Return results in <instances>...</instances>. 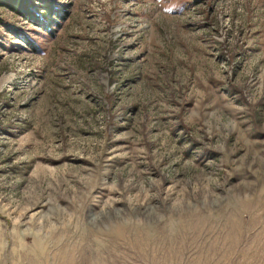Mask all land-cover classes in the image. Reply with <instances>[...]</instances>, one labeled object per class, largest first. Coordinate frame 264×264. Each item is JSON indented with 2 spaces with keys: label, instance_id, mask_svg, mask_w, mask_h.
<instances>
[{
  "label": "rangeland",
  "instance_id": "374dc122",
  "mask_svg": "<svg viewBox=\"0 0 264 264\" xmlns=\"http://www.w3.org/2000/svg\"><path fill=\"white\" fill-rule=\"evenodd\" d=\"M47 1L0 4V264H264V0Z\"/></svg>",
  "mask_w": 264,
  "mask_h": 264
},
{
  "label": "trees",
  "instance_id": "16d2710c",
  "mask_svg": "<svg viewBox=\"0 0 264 264\" xmlns=\"http://www.w3.org/2000/svg\"><path fill=\"white\" fill-rule=\"evenodd\" d=\"M34 2H38L40 7L44 10L43 13L45 15L44 20L48 23V26H43L41 22H38L37 19L34 16V12L32 11V7L34 5ZM0 4L4 5L6 7H9L12 9V11L17 14L19 17L24 18L25 20L29 21L33 25H36L38 28L43 30L44 32H48V34L51 36L53 35L54 27H58V22H53L50 20L49 15H54L57 17V19H60L56 13H58L57 7L53 6V4L48 3L47 0H0ZM55 9V10H54ZM10 32H13L9 30ZM28 47L34 48L33 42H31L27 38L21 39Z\"/></svg>",
  "mask_w": 264,
  "mask_h": 264
}]
</instances>
